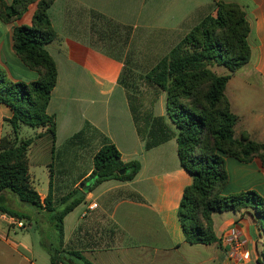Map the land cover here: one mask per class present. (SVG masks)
<instances>
[{
  "label": "crops",
  "instance_id": "crops-1",
  "mask_svg": "<svg viewBox=\"0 0 264 264\" xmlns=\"http://www.w3.org/2000/svg\"><path fill=\"white\" fill-rule=\"evenodd\" d=\"M14 1L4 0L8 7ZM218 3L238 5L251 27V60L226 87L232 112L239 117L235 137L246 133L264 143V0H55L48 10L58 35L46 46L58 68V82L47 107L57 124L52 152L56 143L63 146L90 124L94 130L82 136L86 142L94 134L98 150L112 143L124 163L141 164L134 179L109 180L85 192L82 184L92 172L95 154L89 165L72 162L80 170L72 181L70 162L62 157L57 168H51L48 186L40 191L36 170L43 164L40 158L45 149L41 145H46L48 135L44 134L46 128L36 129L28 151L29 175L42 202L50 192L52 176L55 206L74 189L86 193L83 203L64 219L66 250L80 252L94 264H259L264 239L257 219L248 210L232 211L233 216L221 223L213 215L215 243L186 241L179 209L192 177L181 165L177 139L145 150L121 83L126 70L146 74L203 19L216 17ZM37 7L38 1L30 3L25 13L10 23L0 16V73L5 79L30 83L39 78L13 47L14 29L32 26ZM250 92L252 98L247 97ZM165 104L163 94L154 108L156 116H166ZM12 116L11 108L0 101V141L8 129L6 120ZM40 134L43 136L38 137ZM83 148L85 145L78 147L81 161ZM226 169L228 182L222 195L255 191L264 198V168L258 159L245 163L226 157ZM4 198L7 207L28 213L30 219H23L24 227H19L5 220L0 211V264H52L40 249L44 232L53 238V226L45 220V212L39 213L12 193H5ZM92 204L97 207L91 210ZM232 228L247 240L249 259L242 260L240 253L231 257L230 247L223 244L222 237Z\"/></svg>",
  "mask_w": 264,
  "mask_h": 264
},
{
  "label": "trees",
  "instance_id": "trees-1",
  "mask_svg": "<svg viewBox=\"0 0 264 264\" xmlns=\"http://www.w3.org/2000/svg\"><path fill=\"white\" fill-rule=\"evenodd\" d=\"M36 1L38 7L32 26L14 29L13 47L39 78L30 83L13 82L0 73V101L13 112L6 122L12 124L15 133L14 138L3 136L0 141V211L20 220L30 219L28 213L20 214L6 206L4 194L16 195L39 213L44 211L45 220L53 226V238L44 232L41 242L52 264H94L80 252L64 248V219L83 203L86 193L74 189L55 206L52 176L50 192L42 202L29 175L28 151L35 139L19 137V130L26 125L46 128L44 134L50 135L54 144L56 140V119L47 113V107L58 82V68L46 49L58 37L48 15L55 0H15L9 7L0 0V16L7 23L13 22ZM250 31L242 8L218 3L216 17L203 19L144 74L148 88L154 91L148 100L144 92L139 93L127 84L125 72L122 75L130 113L145 150L177 139L181 165L192 177L179 209L182 229L190 244L209 245L218 241L213 215L224 211H250L264 239V198L255 191L222 195L228 182L226 157L245 163L258 159L264 168V143L252 140L246 133L235 137L239 117L232 112L226 95L231 77L251 60ZM216 67L225 68L227 73L216 72L213 69ZM163 94H166L167 114L156 116L154 108ZM87 129L94 130L87 124L71 141L84 135ZM140 169L138 161L124 163L116 146L106 143L95 153L93 169L85 183L92 192L109 180L130 181ZM122 170H125L123 174ZM262 248L259 264H264V243Z\"/></svg>",
  "mask_w": 264,
  "mask_h": 264
},
{
  "label": "rangeland",
  "instance_id": "rangeland-1",
  "mask_svg": "<svg viewBox=\"0 0 264 264\" xmlns=\"http://www.w3.org/2000/svg\"><path fill=\"white\" fill-rule=\"evenodd\" d=\"M213 69L218 73L223 72V71L227 72V70L223 67H220V70H223L220 72L217 71L216 68H213ZM144 74L145 73L143 71L126 70L123 77L130 87H133V89L134 88L138 89L139 93L144 92L143 96L145 97V99H147L149 98V94H152L154 91L148 88L144 80ZM247 97L252 98L253 93L252 92L248 93ZM86 125L84 129L86 128ZM88 131L89 129H87L85 132L86 136H87ZM242 134L243 133H241V135ZM35 135H36V129L26 126V125H23L21 129L19 130V137L21 139L35 138ZM241 135L236 138H240ZM4 136L12 137V138L15 137V133L13 131L11 123H8V129L6 130ZM82 136L74 139L73 141L69 140L63 146L62 145L59 146L58 143H56V150L54 153L52 152V147L54 143L53 139L50 135L46 136L43 144L48 145V147H46V145H41L45 149V151L42 153L41 158H40V162H43V164H41L39 168L36 170V177H37L36 185L40 191H42L43 188L48 186V180H49L51 168L52 167L57 168V165L59 162H61L62 157H64V159L66 160L65 162H70L68 166L70 181H72V179L76 177L80 171L78 168L74 166V163L72 164V162H86L88 165L91 163L93 155L98 150V137L92 134L91 139L86 142V140L83 139ZM83 141L85 143H83ZM83 145H85V148H83L84 151L83 153L82 152L80 153L83 154L84 158H83V161H81L82 158L81 159L78 158L77 154L79 153L78 147H81ZM224 214L225 215H220L219 212L215 213L214 214L215 220L218 222L220 221L221 223L225 221L228 216L232 217L234 213L232 211H226ZM262 222L264 223V219L262 220ZM40 249L43 250L42 247H40ZM43 253L46 255L47 258H49V255L47 254L45 250H43Z\"/></svg>",
  "mask_w": 264,
  "mask_h": 264
},
{
  "label": "built area",
  "instance_id": "built-area-1",
  "mask_svg": "<svg viewBox=\"0 0 264 264\" xmlns=\"http://www.w3.org/2000/svg\"><path fill=\"white\" fill-rule=\"evenodd\" d=\"M97 204H92L89 209L96 208ZM2 216L8 222L15 224L19 227H24L23 220L15 216H11L7 213H2ZM223 244L230 247L231 257H235L237 253H240L242 260H247L250 257V252L247 248V240L242 237L236 228H232L222 237Z\"/></svg>",
  "mask_w": 264,
  "mask_h": 264
},
{
  "label": "water",
  "instance_id": "water-1",
  "mask_svg": "<svg viewBox=\"0 0 264 264\" xmlns=\"http://www.w3.org/2000/svg\"><path fill=\"white\" fill-rule=\"evenodd\" d=\"M124 172H125V170H122V171H121V174H123ZM88 185H89V184H87V183H85V182L82 184L83 189H84L85 192H89V186H88Z\"/></svg>",
  "mask_w": 264,
  "mask_h": 264
}]
</instances>
